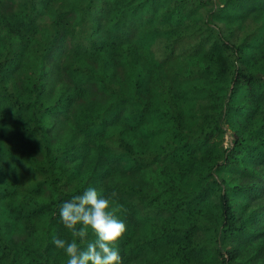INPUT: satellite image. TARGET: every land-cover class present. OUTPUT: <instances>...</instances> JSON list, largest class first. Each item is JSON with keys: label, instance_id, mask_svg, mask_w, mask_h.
<instances>
[{"label": "trees", "instance_id": "obj_1", "mask_svg": "<svg viewBox=\"0 0 264 264\" xmlns=\"http://www.w3.org/2000/svg\"><path fill=\"white\" fill-rule=\"evenodd\" d=\"M88 187L121 264H264V0H0V264Z\"/></svg>", "mask_w": 264, "mask_h": 264}, {"label": "clouds", "instance_id": "obj_2", "mask_svg": "<svg viewBox=\"0 0 264 264\" xmlns=\"http://www.w3.org/2000/svg\"><path fill=\"white\" fill-rule=\"evenodd\" d=\"M116 195L115 191L111 193L112 197ZM122 208V205L113 204L101 196L93 187L86 188L81 195L62 204L59 210L61 222L73 239L68 242L54 238L53 243L66 254L67 264H121L117 246L126 226L116 213ZM89 230L96 239L81 248L76 238L83 243Z\"/></svg>", "mask_w": 264, "mask_h": 264}]
</instances>
